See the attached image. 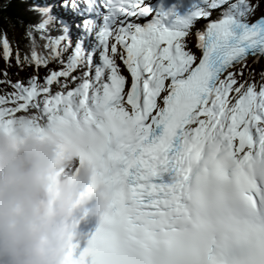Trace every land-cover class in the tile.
Instances as JSON below:
<instances>
[{"label": "snow or ice", "instance_id": "obj_1", "mask_svg": "<svg viewBox=\"0 0 264 264\" xmlns=\"http://www.w3.org/2000/svg\"><path fill=\"white\" fill-rule=\"evenodd\" d=\"M54 7L0 31V129L96 157L110 208L66 264H264V0H63L75 39Z\"/></svg>", "mask_w": 264, "mask_h": 264}, {"label": "clouds", "instance_id": "obj_2", "mask_svg": "<svg viewBox=\"0 0 264 264\" xmlns=\"http://www.w3.org/2000/svg\"><path fill=\"white\" fill-rule=\"evenodd\" d=\"M110 203L109 186L89 149L58 130H38L26 116L10 131L0 129V264H66L77 227L74 212L100 223Z\"/></svg>", "mask_w": 264, "mask_h": 264}, {"label": "trees", "instance_id": "obj_3", "mask_svg": "<svg viewBox=\"0 0 264 264\" xmlns=\"http://www.w3.org/2000/svg\"><path fill=\"white\" fill-rule=\"evenodd\" d=\"M0 6H1L0 7V31H1V28L7 29L9 27L14 31L15 36L18 39L19 45L21 42L27 41L24 38V35H22V34L20 35L18 33V31H19L18 29L21 26V24H20L21 20H20V17L18 16V14L16 13V9H17L16 3L12 2L11 7H8V6H3L2 0H0ZM17 17L19 19H17Z\"/></svg>", "mask_w": 264, "mask_h": 264}, {"label": "rangeland", "instance_id": "obj_4", "mask_svg": "<svg viewBox=\"0 0 264 264\" xmlns=\"http://www.w3.org/2000/svg\"><path fill=\"white\" fill-rule=\"evenodd\" d=\"M193 50H195V49H193ZM3 67H4L3 61H2V59H0V68H3ZM254 67H256L259 70V68L264 67V62L262 60H259V63L257 65H254ZM40 71H41V73H43L44 70H40ZM9 72L13 73V74L18 72V76L17 75L12 76V78L15 80L17 78L25 77L26 73H28V75H29L32 72V69L27 68L23 71H19L15 66H13L11 69H9Z\"/></svg>", "mask_w": 264, "mask_h": 264}, {"label": "bare ground", "instance_id": "obj_5", "mask_svg": "<svg viewBox=\"0 0 264 264\" xmlns=\"http://www.w3.org/2000/svg\"><path fill=\"white\" fill-rule=\"evenodd\" d=\"M55 0H47L48 3H53ZM166 2H170V0H166ZM63 3V0L60 2V5ZM62 12L63 14H66L64 20L67 22V23H76V22H79V20H81L82 18L81 17H76L69 9H64L62 8ZM71 17H75L77 20L73 21L71 19Z\"/></svg>", "mask_w": 264, "mask_h": 264}]
</instances>
